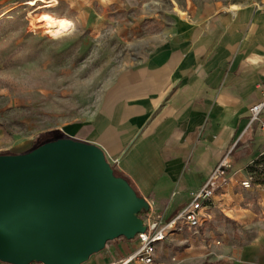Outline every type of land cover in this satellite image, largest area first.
I'll return each instance as SVG.
<instances>
[{"label": "crops", "instance_id": "0c3cea01", "mask_svg": "<svg viewBox=\"0 0 264 264\" xmlns=\"http://www.w3.org/2000/svg\"><path fill=\"white\" fill-rule=\"evenodd\" d=\"M263 92L264 0L206 2L125 69L103 109L70 126L66 138L99 146L149 203L145 222L171 217L230 161L199 232L170 235L152 264H264V106L250 116ZM131 241H113L92 263L126 254Z\"/></svg>", "mask_w": 264, "mask_h": 264}, {"label": "rangeland", "instance_id": "374dc122", "mask_svg": "<svg viewBox=\"0 0 264 264\" xmlns=\"http://www.w3.org/2000/svg\"><path fill=\"white\" fill-rule=\"evenodd\" d=\"M26 1L0 0V152L11 154L31 151L38 138H66L71 125L92 118L125 69L206 2L253 0H55L78 25L48 41L34 34Z\"/></svg>", "mask_w": 264, "mask_h": 264}, {"label": "water", "instance_id": "95a60500", "mask_svg": "<svg viewBox=\"0 0 264 264\" xmlns=\"http://www.w3.org/2000/svg\"><path fill=\"white\" fill-rule=\"evenodd\" d=\"M149 203L97 145L73 138L0 154V261L83 264L146 230Z\"/></svg>", "mask_w": 264, "mask_h": 264}, {"label": "built area", "instance_id": "2783aa9c", "mask_svg": "<svg viewBox=\"0 0 264 264\" xmlns=\"http://www.w3.org/2000/svg\"><path fill=\"white\" fill-rule=\"evenodd\" d=\"M264 106V92L262 99L250 107L252 119L258 118ZM231 163L224 159L213 170L206 179V182L196 191L189 202L179 206L171 217L157 216L149 221H144L146 230L138 233L133 238L134 247L126 254L108 258L101 264H152L156 246L165 241L170 235L188 231L198 233L200 227L207 220L205 213L209 203L213 200L217 191L229 180ZM242 186L249 187L250 181H242ZM107 253L106 247L102 250ZM100 251V252H102ZM28 264H46L41 261H30Z\"/></svg>", "mask_w": 264, "mask_h": 264}, {"label": "bare ground", "instance_id": "6f19581e", "mask_svg": "<svg viewBox=\"0 0 264 264\" xmlns=\"http://www.w3.org/2000/svg\"><path fill=\"white\" fill-rule=\"evenodd\" d=\"M39 0H27L26 4L34 6L30 10V14L35 18L33 27L34 34L48 41L53 37L65 35L74 30L77 25V19L67 13H59L55 8V0H48L41 7L37 6ZM231 8H236V5H231ZM6 13L3 11L0 15Z\"/></svg>", "mask_w": 264, "mask_h": 264}, {"label": "trees", "instance_id": "16d2710c", "mask_svg": "<svg viewBox=\"0 0 264 264\" xmlns=\"http://www.w3.org/2000/svg\"><path fill=\"white\" fill-rule=\"evenodd\" d=\"M58 138H61V137H55V138H52V139H46V140H43V141H40V138H38V140L37 141H39L31 150H33L34 148H36V147H38V146H40V145H42V144H44V143H46V142H48V141H52V140H56V139H58ZM3 152H0V154H2ZM5 153H7V152H5ZM9 154V153H8ZM117 175V174H116ZM145 211H142L139 215L141 216L143 213H144ZM119 238H125V237H123V236H121V237H119ZM119 238H117V239H119ZM117 239H113V240H109V241H107V243H106V246H108L110 243H112L113 241H115V240H117ZM105 246V247H106Z\"/></svg>", "mask_w": 264, "mask_h": 264}]
</instances>
